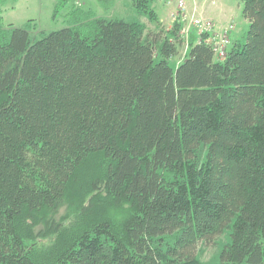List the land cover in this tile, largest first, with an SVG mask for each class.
<instances>
[{"label":"trees","instance_id":"16d2710c","mask_svg":"<svg viewBox=\"0 0 264 264\" xmlns=\"http://www.w3.org/2000/svg\"><path fill=\"white\" fill-rule=\"evenodd\" d=\"M155 1L133 6L159 24ZM242 2L224 60L195 34L177 63L178 21L0 26V264H264V0Z\"/></svg>","mask_w":264,"mask_h":264},{"label":"rangeland","instance_id":"374dc122","mask_svg":"<svg viewBox=\"0 0 264 264\" xmlns=\"http://www.w3.org/2000/svg\"><path fill=\"white\" fill-rule=\"evenodd\" d=\"M166 2L167 0L155 1V9L160 19L159 24H156L137 15L133 0H70L64 7H61V4L57 6L58 0H0V16L2 17L0 26L8 28L13 25L16 28L26 29L33 38H41L42 33L49 34L66 27H76L78 31L88 36L93 32L92 24H90L92 20L122 18L139 19L147 26L148 33L158 34L161 30L173 28L175 23L173 15L178 13L175 4L168 5ZM219 2L230 8L231 20L236 25L237 40L244 44L249 32V22L243 17L242 0H220ZM189 7L191 9L190 5ZM216 8V6L213 7V9ZM194 9L193 6L191 11L193 12ZM177 21L181 23L179 19ZM192 37H195V33H192ZM187 50V44L181 47L180 55L175 59L177 63L184 61ZM218 249V246L214 245L205 248L201 254L202 259L205 262L210 261L216 256ZM199 250L200 248L197 253Z\"/></svg>","mask_w":264,"mask_h":264},{"label":"built area","instance_id":"2783aa9c","mask_svg":"<svg viewBox=\"0 0 264 264\" xmlns=\"http://www.w3.org/2000/svg\"><path fill=\"white\" fill-rule=\"evenodd\" d=\"M219 0H169L168 5L175 4L178 11L173 15V20L181 18L184 23L188 24V27L183 31V34L188 38V33L191 27L198 30L201 41L203 34H209L210 37L207 43L212 47L215 57L218 60H224L231 47L230 35L234 31V25H229L222 28H216L213 20L204 16L200 8L207 6H216ZM237 1V0H235ZM189 4H192L195 9L192 12Z\"/></svg>","mask_w":264,"mask_h":264},{"label":"crops","instance_id":"0c3cea01","mask_svg":"<svg viewBox=\"0 0 264 264\" xmlns=\"http://www.w3.org/2000/svg\"><path fill=\"white\" fill-rule=\"evenodd\" d=\"M219 1L216 5V7H217L216 9H213V7H215V6H212V7L207 6L204 8L201 7L200 11L203 12L205 17H208V18L214 20L217 27H224V26H227L231 23H234V21L231 20L230 8L224 6L223 4H219L220 3ZM189 5L191 6V10H192L193 5L192 4H189ZM231 39H232V44H235L236 42H240L239 40H237L238 38H237L236 29L232 33Z\"/></svg>","mask_w":264,"mask_h":264},{"label":"bare ground","instance_id":"6f19581e","mask_svg":"<svg viewBox=\"0 0 264 264\" xmlns=\"http://www.w3.org/2000/svg\"><path fill=\"white\" fill-rule=\"evenodd\" d=\"M179 21L182 23L183 27H182V30H181V35L183 36V38L185 39L186 41V44L189 43V40H190V37L192 35V33H195L197 36H199V32L196 28L194 27H191L190 30H189V33H188V38H186V36L183 34V31L188 27V24L187 23H184L181 18H179ZM204 36H207V40L208 38L210 37L209 34H203L201 35V37L203 38ZM197 39H199V37H197ZM189 45V44H187Z\"/></svg>","mask_w":264,"mask_h":264}]
</instances>
